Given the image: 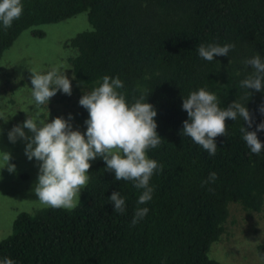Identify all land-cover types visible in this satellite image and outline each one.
<instances>
[{
  "label": "trees",
  "instance_id": "obj_1",
  "mask_svg": "<svg viewBox=\"0 0 264 264\" xmlns=\"http://www.w3.org/2000/svg\"><path fill=\"white\" fill-rule=\"evenodd\" d=\"M21 2V17L7 30L0 24V58L24 30L88 12L92 29L65 43L76 51L71 84L78 100L76 110L63 117L72 114V122L84 123L89 113L80 97L100 86L105 75L118 77L123 88L117 91L129 105L143 96L157 110L156 131L164 139L146 154L163 169L150 178L152 200L139 205L149 208L148 214L131 226L143 190L115 180L104 160L91 164L75 210L19 213L13 232L0 241V264H222L210 251L227 230L231 207L264 210V150L250 151L240 132L247 124L238 117L226 119L227 135L215 138L217 151L210 156L182 133L188 119L183 97L204 88L216 94L222 109L234 100L245 104L255 118L250 131L264 121L258 110L264 93L240 85L252 72L245 60L255 55L264 60V0ZM210 43L235 48L209 62L198 46ZM257 136L264 143V130ZM211 172L216 181L202 186ZM113 191L125 198L123 214L108 201ZM259 251L264 258V243Z\"/></svg>",
  "mask_w": 264,
  "mask_h": 264
},
{
  "label": "clouds",
  "instance_id": "obj_2",
  "mask_svg": "<svg viewBox=\"0 0 264 264\" xmlns=\"http://www.w3.org/2000/svg\"><path fill=\"white\" fill-rule=\"evenodd\" d=\"M22 12L21 0H0V24L3 29L10 28ZM234 48L233 43L223 46L215 43L207 46L200 44L198 54L211 62L216 56H228ZM244 63L252 66V72L240 82L241 87L264 93V60L255 55ZM30 71L32 97L37 106H48L50 98L58 91L69 96L72 94L71 80L65 75V70L61 73L54 68L41 73L30 68ZM72 78L75 79V75ZM121 88L123 82L118 77L105 75L100 86L80 97L79 105L89 113L84 121L87 126L85 132L73 128L72 114L67 119L57 116L49 121L48 118L40 119L39 111L29 115L22 110L27 118L22 124L14 125L7 136L13 144L18 139L25 141L27 159L31 161L35 158L38 163L37 182L33 191L42 206L75 210L81 203V190L86 188L89 181L87 173L91 168L90 161L102 157L105 171L113 172L115 180L131 181L136 189L143 190L138 197L131 226H135L148 214L149 208L139 205L152 200L154 187L150 186V178L154 172L162 171L163 166L150 159L146 153L160 146L164 138L156 131L155 107L143 96L129 105L125 96L117 91ZM182 109L188 115V119L183 121V135L190 137L210 156H214L217 151L215 138L227 135L226 119L235 121L238 117L247 124V127L240 128V132L250 151L260 154L264 150V143L257 136L259 131L264 130V121L256 124L254 131H250L255 118L245 104L234 100L222 109L215 93L200 88L192 91L187 98L183 97ZM258 110L264 115V104ZM0 119L8 121L2 114ZM2 133L3 128L0 127V135ZM11 160L10 152L0 151V169L7 168L9 173H14L16 165ZM216 179L217 173L211 172L202 186L214 183ZM108 201L113 203L114 211L121 214L126 212L125 198L119 191H113Z\"/></svg>",
  "mask_w": 264,
  "mask_h": 264
},
{
  "label": "rangeland",
  "instance_id": "obj_3",
  "mask_svg": "<svg viewBox=\"0 0 264 264\" xmlns=\"http://www.w3.org/2000/svg\"><path fill=\"white\" fill-rule=\"evenodd\" d=\"M34 28L43 30L44 36H35ZM90 29L92 25L86 11L60 22L41 24L24 30L0 58V114L8 119L7 122L0 119V127L3 128L0 151L10 152L11 163L16 165L14 173H9L7 168L0 169V241L13 232V224L19 213L44 207L33 191L38 163L35 158L31 161L27 159L25 141L18 139L13 144L8 140V131L14 125L23 123L27 118L24 111L29 115L39 111L40 119L48 118L51 121L58 115L75 111V100H78L73 91L70 96L58 91L50 98L48 106H37L32 97L30 68L41 73L54 68L61 73L65 70V75L71 80V57L76 51L65 43L77 33ZM72 123L81 132L86 131L84 123ZM25 132L31 135L27 129ZM100 160L103 158L97 157L90 164ZM222 236V240L215 242L210 251V255L222 264H264L259 251V245L264 243V210L249 213L241 205L234 204L227 230Z\"/></svg>",
  "mask_w": 264,
  "mask_h": 264
}]
</instances>
